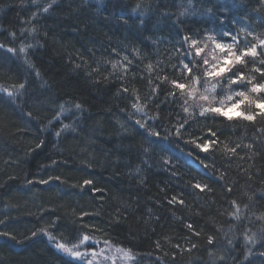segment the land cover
<instances>
[{
	"label": "trees",
	"instance_id": "1",
	"mask_svg": "<svg viewBox=\"0 0 264 264\" xmlns=\"http://www.w3.org/2000/svg\"><path fill=\"white\" fill-rule=\"evenodd\" d=\"M241 28L264 33V0H0V87L18 90L0 92V232L16 237H0V264H66L55 243L71 246L82 227L100 245L130 249L134 264H264V122L239 119L243 106L232 121L199 108L189 115L168 95V81L184 82L182 36L231 31L256 43ZM260 66L241 70L259 80ZM237 90L225 80L217 101ZM137 120L161 137H147ZM208 128L215 149L185 143ZM237 144L235 155L225 151ZM49 177L60 179L37 182ZM173 196L184 203L169 204Z\"/></svg>",
	"mask_w": 264,
	"mask_h": 264
},
{
	"label": "snow or ice",
	"instance_id": "2",
	"mask_svg": "<svg viewBox=\"0 0 264 264\" xmlns=\"http://www.w3.org/2000/svg\"><path fill=\"white\" fill-rule=\"evenodd\" d=\"M52 2L55 3V0H52ZM50 7L51 5L45 7L44 12H47ZM140 9L141 4L138 3L133 9V12ZM145 11L146 9L141 11L140 14L143 15ZM185 14H187V10L181 12V15ZM33 31H35V29H33ZM240 32H246V29L241 28ZM217 35H219L220 39H217ZM217 35L205 32L204 36L201 37L200 33L196 32L182 36L181 39L176 42L179 45V47H176V51L182 54L179 64L184 82H180L177 79L168 81L167 76L157 78L162 82L168 81L171 84L172 91H170L168 95L174 97L175 101L180 103V107L184 113L192 115V112H190L189 109L192 108L194 110L199 108L200 117L210 116L213 119L216 117H223L227 121H232L234 117L229 113L233 109H241L243 106V110L239 112V119L254 124L259 117L260 121L264 122V38H261L264 36V33L253 35L252 32H246V35L252 36V39L255 40L256 43H250L247 40L241 42L237 38V34H234L231 31H224ZM225 38L230 42H223ZM208 42H211V48H209ZM2 47L3 45H0V48ZM7 51L15 52L16 50L14 48H8ZM25 51L26 49L24 47L20 48V52L23 53ZM113 51H115V49H113ZM217 52H219V55H217ZM137 55H139L138 52ZM248 58H251V60ZM257 59H259V64L261 66L254 67L253 71L259 74V80L255 75L246 76L241 70L243 67H247L249 62L255 63ZM123 60L127 61L128 64L132 63L128 55L123 56ZM116 67L117 64L113 63L112 68L115 69ZM122 67L127 70L126 66ZM147 67L149 72H151L153 66L149 64ZM173 67L176 66L174 65ZM37 75H39V73H37ZM225 80H227L229 88L232 85H236V87L241 90L231 91L226 97H222L217 101V89L219 87L221 90H224ZM149 83H151V80ZM24 87L25 85L23 83L19 85V89H23ZM158 88L159 85H157L156 88H153V92L155 93ZM124 91H127V89H124ZM0 92H6L8 97L11 98L18 93V90L17 92H13L0 87ZM189 102H191V104ZM75 107L80 109L81 105L77 103ZM133 107L136 108L137 111H142V109L135 104ZM63 111L64 108L63 105H61V112ZM28 115L31 116L32 114L28 113ZM56 120H60L59 113L56 115ZM187 123V119L178 122V126L175 128V134L177 137L182 136V130L185 129ZM136 124L144 129L147 137H161V133L155 130V125L150 126L147 121L142 122L141 120H137ZM69 127L70 125H64V129H68ZM258 131L264 133V128L258 129ZM55 135L59 137L61 131H56ZM163 138L167 139L168 135L165 134ZM201 139L203 142H197V140ZM185 143H192L195 148L200 149L203 152H208L210 149H215L218 146V137L216 131L212 128H208L207 138L197 137L185 141ZM42 144L43 141L37 144V147H40ZM238 147H240L239 144H237L236 147L229 149L227 148V145H225V151L235 155L236 148ZM246 147L250 148L252 146L247 145ZM165 163H169V161L166 160ZM201 163L203 164V161H201ZM204 167L207 168L208 165L204 164ZM52 179L59 180L60 178L49 177L48 180L41 179L37 182L40 184H47ZM33 182L34 181L32 180L27 181L28 184H32ZM83 184L85 186L91 185L92 181L86 179L83 181ZM193 187L200 191L208 189V185H202L200 183H195ZM228 191L231 192L232 189L229 188ZM177 202L181 205L184 203L183 200H178L175 196L168 201L169 204ZM232 204L236 206V212L233 213V216L236 219H239V206L236 205V201L234 200L232 201ZM261 218L264 219V217ZM0 223L3 222L0 221ZM187 227L192 229L193 226L192 224H188ZM40 231L44 232L45 235H48L50 241H56V237L48 233L45 229H41ZM92 231H95V229H92ZM37 234L38 233L34 231L31 235L35 237ZM195 234L199 235V233ZM0 237L16 240V237L7 231L0 232ZM74 239L77 242L71 243V246H69V241L67 240L55 243L57 250L69 257L66 264H102V261L98 259V257H102L104 261L110 259L109 256L105 255V248H100L99 252L96 251V246L99 242L89 233L84 232L83 227L77 231ZM245 239L246 241L255 242L252 237L246 236ZM261 239H264V237H261ZM17 242L19 243L20 241ZM103 243L111 246L110 240H104ZM208 243H213V237H208ZM82 246L85 247L86 250L81 251L80 249ZM157 247H159V244H157ZM193 247H195V245H193ZM115 252L123 253V258L133 259L130 249L125 250L117 247ZM261 254L264 255V253ZM111 259L112 264H115V258L112 257ZM221 259H223V257H221Z\"/></svg>",
	"mask_w": 264,
	"mask_h": 264
},
{
	"label": "rangeland",
	"instance_id": "3",
	"mask_svg": "<svg viewBox=\"0 0 264 264\" xmlns=\"http://www.w3.org/2000/svg\"><path fill=\"white\" fill-rule=\"evenodd\" d=\"M209 48H211L210 43H209ZM218 53L219 52H217V55H218ZM237 113H238V111H236V109H233L229 114H237ZM100 248H105L106 249L105 255L110 257V259L107 261H104L102 257H98V259H100L102 261V264H112V259H111L112 257L115 258V264H134V263H132L134 257H133V259L123 258V253H116L115 252V249L117 248L115 246L105 245L104 243L102 245L98 244L96 246V251L99 252ZM80 250L84 251V250H86V248L82 246ZM89 258H91V257H89Z\"/></svg>",
	"mask_w": 264,
	"mask_h": 264
}]
</instances>
